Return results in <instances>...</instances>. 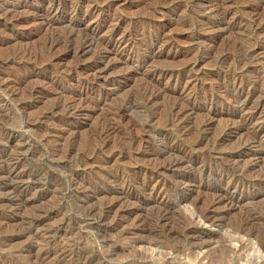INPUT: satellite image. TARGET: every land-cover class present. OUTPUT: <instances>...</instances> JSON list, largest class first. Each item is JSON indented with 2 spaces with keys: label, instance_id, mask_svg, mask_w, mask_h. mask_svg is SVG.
<instances>
[{
  "label": "rangeland",
  "instance_id": "374dc122",
  "mask_svg": "<svg viewBox=\"0 0 264 264\" xmlns=\"http://www.w3.org/2000/svg\"><path fill=\"white\" fill-rule=\"evenodd\" d=\"M263 1L101 0L93 8L92 0H54L52 11L50 0H0V82L7 85L0 91V148L11 138V144L25 142L18 154L26 174L17 182L40 185L26 192L25 202L17 197L18 207L0 201V264H264V195L215 205L221 224L200 216L222 181L231 179L243 194L264 192V153L260 160L245 148L238 163L250 168L242 173L229 157L242 132L214 143L237 118L231 81L256 91L247 108L264 116ZM58 3L66 8L56 11ZM67 24L75 25L70 44ZM87 33L98 39L125 34L130 46L121 54L112 43L108 67L95 45L78 53ZM56 35L60 42L49 47ZM157 68L180 77L160 79L152 75ZM147 85L164 92L145 104ZM174 102L195 107L181 127L170 122ZM119 106L127 108L123 115L114 114ZM102 121L114 127L104 143L95 133ZM172 145L187 148L194 165L160 171L162 152ZM152 196L162 200L151 203ZM47 210L46 226L27 232L28 220ZM164 210L162 243L153 245L155 236L144 228Z\"/></svg>",
  "mask_w": 264,
  "mask_h": 264
},
{
  "label": "bare ground",
  "instance_id": "6f19581e",
  "mask_svg": "<svg viewBox=\"0 0 264 264\" xmlns=\"http://www.w3.org/2000/svg\"><path fill=\"white\" fill-rule=\"evenodd\" d=\"M51 1V4H52V11H54V0H50ZM101 0H92V3L89 4V6H92L93 8L94 7H98V3L100 2ZM104 1V0H103ZM252 1V0H251ZM263 1V0H261ZM244 2V1H243ZM258 2V1H257ZM104 3V2H103ZM112 3V2H111ZM249 3V2H248ZM255 3V2H254ZM253 3V4H254ZM264 3V1H263ZM262 3V4H263ZM58 3L57 6H56V11L58 10H61V9H64L66 8V5L64 4H60ZM78 4V3H77ZM256 4V3H255ZM259 4V3H258ZM257 4V5H258ZM69 7H71L72 9L73 8H76V4H69L67 5ZM256 6V5H255ZM80 7V6H79ZM249 7V6H248ZM259 7V6H258ZM70 8V9H71ZM109 8V7H108ZM212 8V7H211ZM251 8V7H250ZM14 9V8H13ZM257 9V8H256ZM199 10V9H198ZM248 10V9H247ZM256 11V10H255ZM201 12V11H200ZM253 12V11H252ZM218 13V11H217ZM223 15V14H221ZM220 15V16H221ZM262 17V16H261ZM224 21V16H221L219 17V19L216 21L217 25H219L220 23H222ZM77 22V21H76ZM152 22V21H151ZM49 24V23H48ZM68 25V24H67ZM188 25V24H187ZM75 26V25H74ZM74 26H71V25H68L67 26V29H68V33H67V36L64 37L65 38V41H66V44H70L72 43V39H73V36L75 35V27ZM114 27V26H113ZM97 29V28H96ZM209 29V28H208ZM212 29V28H211ZM214 29V28H213ZM67 32V31H66ZM112 32V31H111ZM60 33V32H59ZM63 33V32H62ZM65 33V32H64ZM58 34V33H57ZM93 34V33H91ZM91 34H84L82 37V42L80 44V47L78 48L79 51L78 53H81V54H84L85 52H87V49L89 47H91L92 45H95V47L97 48H101V52L99 53V58L101 60V62L105 63L108 67H109V58H110V54L112 52V43H114L115 45H120V53H125L127 52L130 44H127L125 42L126 38H125V34H121L120 36H117L115 37V35H110L108 39H105V38H102L101 39H98L96 38L97 36H94V35H91ZM52 35V34H51ZM66 35V34H65ZM158 35V34H157ZM76 37V35L74 36ZM64 38L62 40H64ZM140 38V37H139ZM143 38V37H142ZM148 38V37H147ZM131 39V38H130ZM153 41H156L155 39ZM60 42V38H59V35L57 36H54V37H51V40H50V44H49V47H53L54 46V43H59ZM74 42V41H73ZM125 42L126 44L122 45V43ZM157 42V41H156ZM257 42V41H256ZM48 43V42H47ZM75 43V42H74ZM131 43V42H130ZM155 43V42H154ZM137 44V43H136ZM142 44V43H141ZM64 45V44H63ZM114 45V46H115ZM135 45V44H134ZM57 46V45H56ZM132 46V45H131ZM142 46V45H141ZM42 47V46H41ZM47 47V46H46ZM78 47V46H77ZM119 47V46H118ZM76 48V47H75ZM54 50V49H53ZM255 50L256 49H252L251 51H248L247 52V55H254L255 53ZM24 52V51H23ZM22 52V53H23ZM142 52V51H141ZM258 52V51H256ZM118 53V51H117ZM13 54V53H12ZM29 54V53H28ZM94 54V53H93ZM98 55V54H97ZM23 56V55H22ZM47 56V55H46ZM142 56V55H141ZM243 56V55H242ZM6 58V57H5ZM112 60V58H110ZM247 59V58H246ZM5 60V59H4ZM32 60V59H31ZM157 60V59H156ZM197 60V59H196ZM202 60V59H201ZM40 61V60H39ZM42 61V60H41ZM98 61V59H97ZM152 61V60H151ZM150 61V62H151ZM199 61V60H198ZM229 61V60H228ZM158 62V61H157ZM1 65V63H0ZM26 65V64H25ZM100 65V64H99ZM111 66V65H110ZM100 67V66H99ZM164 67V66H163ZM107 68V67H106ZM235 68V67H234ZM101 69V68H99ZM242 72V71H241ZM152 75H156L158 78L162 79V78H165V77H168V79H170L171 77H175L176 79L180 77V75L178 73H175L174 71H169V70H166V69H161V68H157L155 69L153 72H152ZM259 76V75H258ZM99 77V76H98ZM182 78V77H181ZM191 78V77H190ZM6 79V78H5ZM18 79V78H17ZM93 79V78H92ZM7 80V79H6ZM166 80V79H165ZM178 80V79H177ZM5 82V81H4ZM4 82H0V91L3 93L7 91V85L6 83ZM96 82V81H95ZM182 82V81H181ZM184 82V81H183ZM225 82V81H224ZM232 83H230V86H229V92L231 91L232 94H231V98L229 99L230 102H233V106H234V111L236 112V115H237V118L235 120H233V127H229L227 128L226 132H223L224 134L221 135L220 137H217L216 140L214 141L215 144H219L221 143L223 140H224V137L226 135L227 132H231L232 130L235 131V132H242L243 134V137L241 138V146H239L235 151H233L232 153L229 154V157H230V161H232L233 163H230V166H233V168H239L240 170L238 172H244L246 170H248V168L250 167H246L245 165L243 166H240L238 162H240V157L242 156V152L243 150H245V148H251V149H254L253 152L254 154L257 153L258 154V158L255 156V158L257 159H260L259 158V154H263L264 153V133H262V129L264 127V116L261 117L260 115V112H258V109H256L257 107L253 109H248L247 108V104L249 103V101L251 100V98H253V95L256 93V91L250 87H246V86H243V85H240L239 86L236 84L235 81H231ZM88 83V81H87ZM8 84V83H7ZM242 84V83H241ZM14 85V84H13ZM10 87V86H9ZM12 87V86H11ZM10 87V88H11ZM176 87V86H175ZM15 89V88H14ZM30 89V88H29ZM227 89V88H226ZM55 91V90H54ZM183 91V90H182ZM10 92V91H9ZM8 92V93H9ZM164 92V90H160L158 88H153V87H150V86H145L143 88V91H142V95H143V101L145 104L151 102L153 99H155L156 97H158L159 95H162V93ZM219 92V91H218ZM184 93V92H183ZM166 94V93H165ZM226 94V93H225ZM4 95V93H3ZM2 95V96H3ZM138 95V94H137ZM5 97V96H4ZM29 97V96H28ZM172 97V96H171ZM186 97V96H185ZM224 97V96H223ZM174 98V97H173ZM188 98V97H187ZM4 99V98H3ZM6 99V98H5ZM0 100H2L0 98ZM65 100V99H64ZM189 100V99H188ZM4 101V100H3ZM176 101V100H175ZM191 101V100H190ZM1 102V101H0ZM134 102V101H133ZM8 103V102H6ZM5 103V104H6ZM15 103V102H14ZM70 103V102H68ZM4 104V103H2ZM170 104V103H169ZM189 104V103H188ZM7 105V104H6ZM19 105V104H18ZM184 105V104H183ZM181 106L179 102H174L172 104V107H171V118H170V122L171 124L172 123H175L178 127H181L183 124H184V116L190 111L192 112L194 110V106L192 105H184V106ZM181 107V108H178V107ZM258 106V105H257ZM261 106V105H260ZM60 108L62 109H66L68 110L69 108H71L69 105H67L66 103H62L60 106ZM58 107V108H59ZM69 107V108H68ZM118 107V106H117ZM116 108V107H115ZM16 109V108H15ZM19 109V108H18ZM50 109V108H49ZM54 109V107L52 108V110ZM125 109L127 108H124V107H120L118 109H116L114 111V114H117V115H123V113L125 112ZM168 109V108H167ZM109 110V109H108ZM7 111V110H6ZM19 111V110H18ZM51 112V111H50ZM109 112V111H108ZM170 112V111H169ZM195 112V111H194ZM7 113V112H6ZM113 113V112H111ZM56 115V114H55ZM106 115V114H105ZM191 115V114H190ZM104 116V115H103ZM102 116V117H103ZM116 116V115H115ZM2 117V116H1ZM31 117V116H30ZM106 117V116H105ZM112 117V116H111ZM114 117V116H113ZM190 117V116H189ZM108 119V117H107ZM110 119V118H109ZM187 119V118H186ZM31 120V119H30ZM29 120V121H30ZM8 121V120H7ZM32 121V120H31ZM101 121V120H100ZM104 121H106V119H104ZM104 121H102L101 123H99V127L96 129V134H97V137L98 139L102 140L104 143V141L107 140V137L110 133H112V131L114 130L110 124L108 125V123H105ZM9 122V121H8ZM33 123V122H32ZM209 122H205V124H203L202 128L203 130H206L207 126H208ZM173 125V124H172ZM188 125V124H187ZM232 125V124H231ZM230 125V126H231ZM174 126V125H173ZM175 126V127H177ZM229 126V125H228ZM187 127V126H186ZM32 128V127H31ZM171 128V127H170ZM1 131V130H0ZM41 134V133H40ZM39 134V135H40ZM228 134V133H227ZM37 135V134H36ZM61 135V134H60ZM230 135V134H229ZM1 136V135H0ZM8 136V135H7ZM13 136V135H12ZM5 137V136H4ZM216 137V136H215ZM6 138V137H5ZM170 138V137H169ZM187 138V137H186ZM204 138V137H203ZM1 139V138H0ZM3 139V138H2ZM12 139V138H11ZM11 139H8V141L6 142L7 144H5V146L1 147L0 149V163H1V166H0V194L3 193L2 195H5L4 198H0V201H7V203L9 204H15L14 206H16L18 203H17V197H21L23 199V201L21 202H25V199L24 198L26 192L33 186H40L38 184L35 183H32L29 185H24L20 182H17L18 179H20L21 177H24V175L26 174L25 172L23 171H20L21 169L20 168V165H21V161L23 160V158H21L18 154V150L23 148V145L25 142H23V144L20 142V143H17V140L14 142V144L10 143V140ZM5 141V139H3ZM24 140V139H23ZM128 140V139H127ZM122 141V140H121ZM165 141V140H164ZM93 142V141H92ZM91 142V144H92ZM95 142V141H94ZM169 142H171V138L169 140ZM168 142V143H169ZM99 143V142H98ZM224 143V142H223ZM101 144V143H100ZM184 144V143H183ZM29 145V144H28ZM27 145V146H28ZM124 145V144H123ZM169 145V144H168ZM181 145V144H180ZM186 145V144H185ZM1 146V145H0ZM90 146V145H89ZM100 146V145H99ZM170 146V145H169ZM168 146V147H169ZM217 146V145H216ZM29 147V146H28ZM86 147H88L86 145ZM101 147V146H100ZM99 147V148H100ZM90 147H88L89 149ZM95 148V146H94ZM206 148V147H205ZM86 148V150H88ZM93 149V148H92ZM120 149V148H119ZM123 149V148H122ZM154 149V148H153ZM28 150V149H27ZM70 150V149H69ZM95 150V149H94ZM126 150V149H125ZM25 151V150H24ZM97 151V150H96ZM120 151V150H119ZM23 152V150L21 151ZM55 152V151H54ZM91 153H93V151H89ZM101 152V151H100ZM103 152V151H102ZM246 152V150H245ZM24 153V152H23ZM32 153V152H30ZM90 153V154H91ZM99 153V152H97ZM119 153V152H118ZM164 155H166V159L163 164V166H159V170L160 171H164L163 169H166V170H169L171 168H176V167H180V165L182 164H185V165H192L193 163H191V157H189V153L187 151V148H184V147H181V146H176V145H172V147L168 150V152H162ZM220 153V152H219ZM95 154V153H94ZM31 155V154H30ZM248 155V154H247ZM246 155V156H247ZM24 156V155H23ZM26 156V155H25ZM28 156V154H27ZM32 156V155H31ZM35 156V155H34ZM37 156V155H36ZM98 156V155H97ZM95 157V156H94ZM254 158V157H253ZM26 159V158H25ZM263 159V158H262ZM228 160V159H227ZM226 160V161H227ZM261 160V159H260ZM158 161V160H157ZM195 161V160H194ZM23 162V161H22ZM25 162V161H24ZM242 163V161H241ZM240 163V164H241ZM256 163V162H255ZM197 164V163H196ZM201 164V163H200ZM243 164V163H242ZM23 165V163H22ZM194 165V164H193ZM192 165V166H193ZM208 165V163H207ZM258 165V164H257ZM261 165V164H260ZM53 166V165H52ZM189 166V167H190ZM196 166V165H195ZM239 166V167H238ZM161 167V168H160ZM184 167V166H183ZM182 167V168H183ZM188 167V168H189ZM23 168V167H21ZM157 168V167H156ZM155 168V169H156ZM181 168V169H182ZM187 168V169H188ZM191 168V167H190ZM203 168V166H202ZM259 168V167H258ZM158 169V168H157ZM185 169V168H184ZM225 169V168H224ZM227 169V168H226ZM177 170V169H176ZM179 170V169H178ZM204 170V169H203ZM251 170V169H250ZM28 171V169H27ZM26 171V172H27ZM189 171V170H188ZM205 172V171H204ZM223 172V170H222ZM226 172V171H225ZM248 172V171H247ZM251 172V171H250ZM249 172V173H250ZM260 172V171H259ZM114 173V172H113ZM229 173V172H228ZM227 173V174H228ZM236 173V172H235ZM30 174V173H29ZM240 174V173H239ZM251 174V173H250ZM254 174V173H253ZM28 175V174H27ZM159 175V174H158ZM219 175V174H217ZM223 175V174H221ZM231 175V174H230ZM233 175V174H232ZM157 176V175H156ZM228 176V175H227ZM241 176V175H240ZM247 176V175H246ZM264 176V174H263ZM28 177V176H27ZM155 177V176H154ZM225 177V176H224ZM238 177V176H237ZM260 177V176H259ZM32 178V177H31ZM30 178V179H31ZM242 178V177H241ZM252 178V176L250 177ZM26 179V177L24 178ZM29 179V177H28ZM34 181H36V177L34 176ZM33 179L31 180L33 182ZM218 179V177H217ZM220 179V178H219ZM218 179V180H219ZM224 179V178H223ZM239 179V178H238ZM256 179V178H255ZM262 179V178H261ZM227 180V179H225ZM241 180V179H240ZM20 181V180H19ZM158 181V180H157ZM156 181V182H157ZM22 182V181H21ZM27 182V181H26ZM30 182V181H29ZM159 182V181H158ZM185 182V181H184ZM239 182V181H238ZM241 182V181H240ZM263 182V181H262ZM77 183V182H76ZM154 183V182H153ZM245 183V182H244ZM247 183V182H246ZM158 185V184H157ZM248 185V183H247ZM245 185V187L247 186ZM253 185V184H251ZM73 186V185H72ZM86 186V185H85ZM184 186V185H183ZM220 189H217L219 190L218 192H215L214 194V198H212V202H211V205L209 206V208L206 210L205 209V212L202 213L200 212V216L206 221H208L210 224H214V223H219L221 224L223 221L221 219L222 216H220V213L219 212H216L217 208L215 207V205H217L218 203L221 204V202H225L224 204H226V206L228 205V207H233V206H236L238 205L239 203L243 202L244 200L247 201L250 200L251 202H254L255 200L259 199L261 196L264 195V192H261V191H256V192H253V193H247L246 190V194H243L241 192V190H239V188L237 187V183H235L234 181H232L231 179H228L227 181H222V184L220 185ZM241 186V185H240ZM80 187V186H79ZM36 188V187H35ZM34 188V189H35ZM38 188V187H37ZM93 188V187H92ZM82 189V188H81ZM258 189V188H257ZM264 189V188H263ZM262 189V190H263ZM33 190V189H32ZM244 190V189H243ZM248 190V189H247ZM37 191V190H36ZM78 191V189H77ZM83 191V190H82ZM85 191V190H84ZM42 192V190H41ZM198 192V191H197ZM252 192V191H251ZM33 193V191H32ZM43 193V192H42ZM88 193V192H87ZM86 193V195H87ZM211 195V193H210ZM78 196V194H77ZM160 196V195H158ZM158 196H152L150 198L151 200V203H158L159 201L162 200V197H160L161 199H159ZM29 197V196H28ZM39 197H42L41 195ZM80 197H81V194H80ZM88 197V196H87ZM27 200V199H26ZM244 201V202H245ZM249 201V202H250ZM82 203V202H81ZM164 203V202H163ZM24 204V203H23ZM26 204V203H25ZM165 204V203H164ZM27 205V204H26ZM26 205H23L24 207ZM166 205V204H165ZM13 206V207H14ZM22 206V205H21ZM219 206V205H218ZM225 206V205H224ZM8 207H11V206H8ZM18 207V206H16ZM159 207V205H158ZM23 208V207H22ZM156 208V206H155ZM225 208V207H224ZM223 208V209H224ZM19 209V208H18ZM24 209V208H23ZM53 209V208H52ZM106 209H110V206H107ZM159 209V208H158ZM164 209V208H163ZM226 209V208H225ZM224 209V210H225ZM203 210V209H202ZM160 211V210H159ZM157 211L156 212V215H155V224H150L148 226V228H144V230L147 231V233L149 232L151 235H153V237L155 236V238H152L153 240H150L151 243H153V245L155 244H161L162 240L160 241L159 238L157 237L159 233H161L163 231V228L165 226V221L166 220V211L164 210L159 212ZM220 211V210H219ZM14 212V210H13ZM93 212V211H92ZM37 213V212H36ZM50 212L47 211H44V212H39L35 215H33L32 218H30V220H28V229H26L27 232L30 233V231H32L33 229H36L38 228L39 229V226L40 224H43V221L46 220L45 218L49 215ZM54 213V211H53ZM90 212H88L87 214H90ZM105 213V212H104ZM56 214V213H55ZM222 214V213H221ZM92 215V214H91ZM90 215V216H91ZM97 215V214H96ZM223 215V214H222ZM101 216V215H100ZM151 216V215H150ZM93 217V216H91ZM98 217V216H97ZM254 217V216H251V218ZM48 218V217H47ZM52 218V216L50 217ZM223 218V217H222ZM94 219V218H93ZM109 219V218H108ZM201 219V218H200ZM202 219V220H203ZM246 219V218H244ZM249 219V218H247ZM121 220V219H119ZM145 220V219H144ZM226 220V219H225ZM251 220V219H250ZM249 220V221H250ZM255 220V219H254ZM96 221V220H95ZM107 221V220H106ZM114 221V220H113ZM153 221V222H154ZM252 221V220H251ZM25 222V223H26ZM45 222V221H44ZM49 222V221H48ZM99 222V221H98ZM104 222V220H103ZM110 222V221H109ZM164 222V223H162ZM119 223V222H118ZM162 223V224H161ZM245 223H248V222H245ZM57 224V223H56ZM149 224V223H147ZM224 224V222H223ZM226 224V223H225ZM27 225V224H26ZM49 225V224H48ZM95 225V224H94ZM115 226H117V222L114 223ZM113 225V226H114ZM121 225V224H120ZM243 225V224H242ZM246 225V224H245ZM42 226H46V222H45V225H42ZM53 226V224H52ZM58 226V224H57ZM71 226V225H70ZM103 226V225H102ZM111 226V225H110ZM123 226V225H122ZM247 226V225H246ZM41 227V226H40ZM48 227V226H47ZM46 227V231L48 230V228ZM64 227V226H63ZM112 227V226H111ZM121 227V226H120ZM187 227V226H186ZM248 227V226H247ZM60 228V227H59ZM105 228V227H104ZM113 228V227H112ZM118 228V227H117ZM116 228V229H117ZM25 229V228H24ZM55 229V228H54ZM53 229V230H54ZM62 229V228H61ZM106 229V228H105ZM188 229V228H187ZM247 229V228H245ZM44 230V228H43ZM52 230V229H51ZM52 230V231H53ZM57 230V228H56ZM60 230V229H59ZM110 230V229H109ZM118 230V229H117ZM45 231V232H46ZM69 231V230H68ZM100 231V230H99ZM132 231V230H130ZM129 231V232H130ZM182 231V230H181ZM193 231V230H192ZM244 231V230H243ZM242 231V232H243ZM246 231V230H245ZM23 232V230H22ZM21 232V233H22ZM125 232V231H124ZM249 232V231H248ZM38 233V231H37ZM54 233V232H53ZM70 233V232H69ZM126 233V232H125ZM194 233V232H193ZM24 234V233H23ZM39 234V233H38ZM44 234V233H43ZM42 234V235H43ZM57 234V233H56ZM188 234V233H186ZM246 234V233H245ZM21 235V234H20ZM29 235V234H27ZM41 235V236H42ZM46 235V233H45ZM43 235V236H45ZM50 235V233H49ZM51 235H54L52 234L51 232ZM51 235L49 237H51ZM126 235V234H125ZM160 235V234H159ZM192 235V234H191ZM24 236V235H23ZM26 236V235H25ZM48 236V235H46ZM109 236V235H108ZM146 236V235H145ZM179 237V236H178ZM202 237V236H201ZM149 238V236L147 237ZM188 238V237H187ZM150 239V238H149ZM164 243V242H163ZM200 243V242H199ZM61 244V243H60ZM184 244V243H183ZM259 244V243H258ZM65 245V244H64ZM163 245V244H162ZM190 245V244H189ZM59 246V245H58ZM62 246V245H60ZM106 246V245H105ZM160 246V245H158ZM195 246V245H194ZM206 246V245H204ZM55 247V246H54ZM62 248V247H61ZM64 248V247H63ZM66 248V247H65ZM177 248V247H176ZM180 248V247H179ZM260 248V247H259ZM262 248H264V246H262ZM48 250V249H47ZM58 250V249H57ZM62 250V249H61ZM45 251V250H44ZM53 251V249L51 250ZM47 252V251H46ZM45 252V253H46ZM50 253V252H49ZM53 253V252H52ZM60 253V252H59ZM67 254V253H65ZM35 255V254H34ZM33 255V256H34ZM36 255H37V252H36ZM40 255V254H39ZM38 255V256H39ZM45 255V254H44ZM43 255V257H44ZM58 255V254H57ZM55 256V255H54ZM64 256V255H63ZM34 258V257H33ZM36 258H39V257H36ZM41 258V257H40ZM50 258V257H49ZM47 258V259H49ZM67 258V257H66ZM94 258V257H93ZM44 260V259H42ZM91 260V259H90ZM32 261L34 262V260L32 259ZM36 261V260H35ZM38 261V260H37ZM36 261V262H37ZM87 261V260H86ZM85 261V262H86ZM92 261V260H91ZM32 262V263H33ZM244 262V261H243ZM47 263V262H46ZM49 263V262H48ZM88 263V262H86ZM38 264V263H37ZM91 264V263H90ZM244 264H246V261L244 262ZM248 264V263H247ZM263 264V263H261Z\"/></svg>",
  "mask_w": 264,
  "mask_h": 264
}]
</instances>
